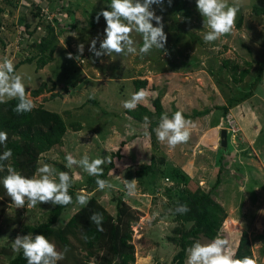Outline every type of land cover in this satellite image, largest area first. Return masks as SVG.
Returning a JSON list of instances; mask_svg holds the SVG:
<instances>
[{
  "label": "rangeland",
  "instance_id": "1",
  "mask_svg": "<svg viewBox=\"0 0 264 264\" xmlns=\"http://www.w3.org/2000/svg\"><path fill=\"white\" fill-rule=\"evenodd\" d=\"M233 2L229 0L230 4ZM236 2L239 11L235 25L241 19L240 27L206 43L203 36L210 29L204 27L196 0H172L171 6L168 0H164L162 7L153 5L151 10L163 18L168 55L153 49L142 58L140 55L113 54L97 59L89 52L90 41L96 38L99 49L100 41L105 38L106 22L101 17L96 23L95 15L101 9L109 10L111 0H11L10 4L0 0V61L8 57L15 65L37 54L33 45L38 43L37 37L44 36L49 26L57 37L52 61L35 70V60H32L18 66L16 71L24 76L26 92L44 85L40 95L29 97L35 107L58 114L66 124L80 125L79 131L68 127L61 143L41 155L38 166L47 163L58 172L68 171L76 192L80 193L82 188L86 194L90 191L88 195L94 196L110 215L114 214L115 202L119 199L137 213L138 220L130 227L134 264H172L171 259L178 251L177 237L195 226L193 221H182L184 214L175 213V209L179 205H186L189 209V196L197 190L207 193L226 215L216 236L228 239L233 251L240 232L245 231L252 257L257 264H264V16L251 12L253 6L264 8V0ZM35 3L40 6L41 16L33 14ZM60 7L63 11L59 10ZM153 26H156L155 21ZM20 33L29 35V38L25 39V35L21 38ZM132 39L139 49L142 37L133 32ZM80 43L85 47L83 56L77 60V45ZM69 53L73 59L67 58ZM222 59L240 69L249 62V74L240 84H233L220 65ZM261 68L260 80L254 84ZM134 79L144 80V88L149 92L147 101L141 105L151 109V101L161 94L166 110L187 115L194 110L200 113V117L193 120L196 127L190 129L189 141L170 150L171 154L166 143L159 145L156 142L154 133L152 145H149L148 127H143V121L138 122L124 113L126 109L122 101L133 93L131 81ZM244 94L245 97L255 96H248L245 102L239 101ZM228 103L232 109L229 106L230 110L224 114L220 106ZM249 110L254 119L242 118V113ZM222 116L224 121L230 122L235 133L226 134V145L230 147L222 160L226 162V188L217 193L214 189L224 173L223 163L217 164L220 133L216 129L209 130L213 142L208 145L213 148L209 152L202 151V154L198 152L202 155L199 158L191 157L194 153L191 146L197 134L204 131L199 126L210 121L224 129L225 122L220 123ZM153 117L149 116L150 122ZM255 124L254 132L251 125ZM247 127L251 129L248 132L244 129ZM164 149L169 154L166 155ZM116 151L120 159H112L114 167L105 178L116 185L111 191H97V185L85 184L89 175L82 169L65 167V156L69 153L76 159L87 153L91 160L110 157ZM165 156L176 159L177 167L172 164L175 168L162 167ZM149 158L152 159L151 174L138 175L137 172L148 165ZM205 164L209 165L208 172L213 168L210 173L205 169L198 170L197 165ZM123 178L129 182L137 180L136 195H127ZM56 180L58 182V176ZM232 186L236 190L231 191ZM221 193L226 195L225 200L220 198ZM52 206L48 203L31 209L27 206L16 208L12 201L0 200V264H6L15 254L12 242L17 235L23 236L20 233L22 226L44 220ZM78 207L73 203L66 208L55 226L65 223ZM215 237L207 239L199 234L188 241L207 243ZM185 261L186 256L183 264ZM89 263L94 264V259H89Z\"/></svg>",
  "mask_w": 264,
  "mask_h": 264
},
{
  "label": "clouds",
  "instance_id": "2",
  "mask_svg": "<svg viewBox=\"0 0 264 264\" xmlns=\"http://www.w3.org/2000/svg\"><path fill=\"white\" fill-rule=\"evenodd\" d=\"M172 0H168L171 6ZM164 0H111L107 7L109 10L101 9L95 15V22L99 23L103 17L106 22L104 29V39L100 41V47L97 49V39L90 41L89 52L97 59L103 56L111 57L115 55H140L141 58L149 54L153 49L159 50L164 55H168L166 44L167 35L164 32L162 16H157L155 11L151 10L153 5L162 7ZM36 7V6H34ZM38 8V7H36ZM196 8L203 17L204 27L210 29L203 39L206 43L218 40L222 36L231 34L235 29V21L239 11V5L234 0H196ZM155 21L156 26H153ZM24 32V31H23ZM138 33L142 37V46L137 49L135 41L132 39V33ZM22 38V37H21ZM20 38V39H21ZM29 38V35L28 37ZM25 38V39H27ZM85 45H77L78 55L75 59L79 60L83 56ZM73 59L71 53L67 56ZM149 92L145 88L131 94L130 98L122 101L124 109L132 111L141 103L147 101ZM30 93L26 92L24 76L15 69L13 60L4 57L0 61V103H7L12 99L18 100L13 111L18 115L31 112L35 104L29 98ZM150 121L147 116L143 118V127L147 128ZM196 125L192 120L185 119L182 112H175L171 118L164 113L160 117L158 126L154 129L156 139L161 144L167 145L169 150H175L178 145L186 144L191 136L190 129ZM8 134L6 131H0V145L5 150L0 155V171H7L3 178V187L10 197L12 204L16 208H35L38 204H52L53 206H67L75 203L80 207H85L89 203V195L83 189L77 194L75 201L69 195V189L72 186L73 177L68 172L59 171L51 164L43 163L38 166L34 175L29 178L17 171L11 163L13 151L7 148ZM66 168L74 166L83 170L89 176L96 177L95 183L97 191H111L116 185L108 180L100 179L103 176L105 163H111L110 157L91 159L87 155L76 159L71 153L65 156ZM58 176V182L56 177ZM119 180L121 176H116ZM122 183L127 195H136L137 180H125ZM189 211L186 205H179L175 213L185 214ZM103 215L93 213L90 217L91 222L97 226V231H104ZM83 238H87L86 236ZM14 252L23 253L27 264H58L66 258L67 248L63 251H57L55 243L50 242L45 235L32 234L17 237L12 242ZM185 264H257L256 259L250 256L235 258L234 253L229 246V240L221 238L219 235L210 242L201 243L195 241L186 249Z\"/></svg>",
  "mask_w": 264,
  "mask_h": 264
},
{
  "label": "trees",
  "instance_id": "3",
  "mask_svg": "<svg viewBox=\"0 0 264 264\" xmlns=\"http://www.w3.org/2000/svg\"><path fill=\"white\" fill-rule=\"evenodd\" d=\"M42 1L48 2L50 0ZM5 2L10 4L11 0H5ZM59 10L63 11V7H60ZM33 12L34 15L38 16L39 9L33 6ZM251 12L254 15L264 16V8L253 6ZM240 24L241 19H238L235 27L239 28ZM41 32L42 30H40V35ZM37 38L38 43H34L33 45L37 54L28 56L16 63L14 65L15 69L22 64H29L32 60H35V70H40L52 61L57 37L52 34L48 26L46 27L44 36L42 35ZM220 65L222 69L227 71L229 79L235 85L240 84L249 74V62H245L246 67L242 69H240L238 65H230V62L226 59H222ZM261 70L262 68L258 70L254 84L260 80ZM131 84L134 93L144 88L146 82L144 80L134 79L131 81ZM43 86L42 84L37 89L31 90L29 92L30 97H37L40 95L44 90ZM160 95L151 101V109L146 105L139 104L135 110L124 111L127 116L138 122H142L145 116L148 118L149 116H154L147 128L149 145H152L154 138L153 133H155L154 129L158 126L161 115L167 113L160 104ZM245 95L246 94L242 95V99L240 98L239 101L245 100V98L251 96L248 95L245 97ZM17 103L18 100L16 99H12L7 103H0V131L7 132V148L13 151L11 161L3 163H11L17 171L31 178L38 167L41 155L49 151L53 146L61 143L62 137L68 127L72 131H79L80 125L78 123L66 124L58 114L45 110L40 106L34 107L29 113L18 115L13 111ZM229 106L230 103L222 108L224 114L227 112ZM175 112L176 111H172L167 113V115L171 118ZM194 114V112L188 115L183 113L185 119L188 120L192 119ZM222 122H225V127L227 128V120L224 121L223 119ZM227 133L231 135V133L226 132V134ZM227 142L226 138V144ZM229 149L230 147L227 148V145L224 149L218 148V164H221L222 159L226 157ZM4 150V146L0 145V155H2ZM110 158L111 163H107L103 167L104 174L99 177L100 179L105 180L108 172L114 167L112 159H120V154L116 151L110 155ZM43 160L46 161L45 159ZM222 163L221 166L223 167L225 161ZM151 167L152 159L149 158L148 165H145V168H143L141 172L138 171V175L151 174L149 172V170L151 171ZM63 171L68 172L65 169H63ZM6 175V170L0 171V200L10 203L11 199L8 197L2 184V180ZM95 180L96 177L87 176L85 184L96 186ZM89 192L90 191H88V194ZM77 194L72 183L69 189V195L72 196L73 201H75ZM189 197L191 201L188 206L189 211L182 215L181 219L184 222L193 221L195 226L188 233L180 234L177 237L176 244H178V251L171 259L172 264L184 263L186 249L193 244L191 241H188L190 237L196 238L199 234L207 239L215 237L226 216L223 209L218 204L212 202L207 193L197 190L196 193ZM70 205L52 206L44 220L33 225H23L20 230L21 235H45L50 242L55 243L59 251H63L64 248H67L66 258L63 261H59L58 264H90L89 259H94V264H134V250L130 242V227L137 222L138 216L131 207L120 199L116 200L114 214L110 215L94 196H89V203L87 206H79L65 223L60 227L55 226L60 214ZM93 213H100L103 215L102 227L104 231H97L96 224L91 222L90 217ZM85 236L87 237L86 239L83 238ZM233 253L235 258L238 259L244 256L252 257L250 243L245 231L240 232ZM6 264H27V261L23 257L21 251L12 254L8 258Z\"/></svg>",
  "mask_w": 264,
  "mask_h": 264
},
{
  "label": "crops",
  "instance_id": "4",
  "mask_svg": "<svg viewBox=\"0 0 264 264\" xmlns=\"http://www.w3.org/2000/svg\"><path fill=\"white\" fill-rule=\"evenodd\" d=\"M253 96H255V95H251V97H253ZM163 96H162V98L160 97V104H161V106H162V108H163V110L165 111V112H167V113H170V112H172V111H176V110H171V111H169V110H166V108H165V105H164V103H163ZM243 102H245V100L243 101ZM221 105V104H220ZM239 105V104H238ZM227 105L226 104H224V106L223 105H221L220 106V108L222 107H226ZM249 106V105H248ZM249 108H250V106H249ZM229 109V108H228ZM228 109H227V111H228ZM230 109H232L231 108V106H230ZM229 109V110H230ZM177 112V111H176ZM195 114H194V117L192 118V119H190V120H194V119H196V118H199L200 117V113L198 112V111H196L195 110V112H194ZM225 114H226V112H225ZM242 118H250V119H254V115L252 114V111H246V112H244V113H242ZM222 120H223V116H222V118H221V124L223 123L222 122ZM210 122V121H209ZM209 122H207V124L205 123V126L204 125H201V126H199V127H202L201 128V130L202 129H204V131H202V133L201 134H197L198 135V137L196 138L195 137V141H194V139L193 140H191V142L192 141H194V143H193V146H191V148L194 150V153L191 155V157H194V158H199L200 156H202V155H198V152H200V154H202V151H204V150H208V152L209 151H211L212 150V148H213V146H211V145H208L209 144V142H213L212 140V135H211V132L209 131V130H212V129H216V130H218V133H220V130H221V128L219 127L220 126V124H215V122L214 123H209ZM247 125H248V123H246ZM205 127V128H204ZM244 129H246L247 130V132L249 131V130H251V129H253L254 130V132L256 131V124L254 125V126H252L251 125V129L250 128H244ZM197 133H198V131H197ZM205 134V135H204ZM154 135H155V133H154ZM202 135H204V136H202ZM192 139V138H191ZM156 140V142H157V139H155ZM161 143L159 142V145H160ZM179 148V146H177V149ZM191 149V150H192ZM166 151V155L167 154H169L168 153V150H166V149H164V152ZM170 151V150H169ZM171 151H173V150H171ZM170 151V154L172 153ZM197 151V154L195 153ZM174 152H176V151H174ZM196 154V155H195ZM213 158H214V156H213ZM193 159V158H192ZM222 160H224V158L222 159ZM209 162V161H208ZM194 163V161L192 162V164ZM173 166H175V167H177V160L176 159H173L171 156H165V159H164V164H162L163 166L162 167H165V168H175V167H173ZM218 164V163H217ZM216 165V164H215ZM167 166V167H166ZM209 165H207V164H205L204 166H200V165H197V167H198V170H208L209 169V167H208ZM204 167V168H203ZM222 167V166H221ZM249 167H250V165H249ZM196 169V167H194V170ZM222 169H223V172H221V173H223L222 174V177H221V180H219L218 181V184H217V186H216V189H214L217 193H220V191L222 192V191H224L225 190V188H226V162L224 163V165H223V167H222ZM197 170V171H198ZM213 170V168L208 172V173H210L211 171ZM204 174H206V173H204ZM219 175H220V173H219ZM225 175V176H224ZM247 175V174H246ZM246 175H243V177L244 178H246L247 176ZM247 179V178H246ZM200 182L202 181V180H199ZM203 183V182H202ZM233 187V186H232ZM231 189V191H234V190H236V189H234V187L233 188H230ZM214 190H212V191H214ZM247 192V191H246ZM227 193V192H226ZM222 195V197H220V198H222L223 200H225L226 199V195H224L223 193H221ZM247 197V196H246ZM245 198V197H244ZM225 205L226 204H224L223 203V206L225 207ZM236 245H237V240H236V243H235V247H236ZM235 247H234V249H235ZM234 249H233V251H234Z\"/></svg>",
  "mask_w": 264,
  "mask_h": 264
},
{
  "label": "water",
  "instance_id": "5",
  "mask_svg": "<svg viewBox=\"0 0 264 264\" xmlns=\"http://www.w3.org/2000/svg\"><path fill=\"white\" fill-rule=\"evenodd\" d=\"M225 146H226V133L224 129H221L219 134V147L224 149Z\"/></svg>",
  "mask_w": 264,
  "mask_h": 264
},
{
  "label": "built area",
  "instance_id": "6",
  "mask_svg": "<svg viewBox=\"0 0 264 264\" xmlns=\"http://www.w3.org/2000/svg\"><path fill=\"white\" fill-rule=\"evenodd\" d=\"M34 2H36V0H34ZM34 6L40 8V6H38L37 3H35ZM39 14H40V16L42 15V14L40 13V10H39ZM20 34H21V33H20ZM23 35H25V34H21V37H22ZM25 36H26V37H24V38H27V37H28V35H25ZM226 123H227V128L225 127L224 129H226V132H229V133H231V135H233V134L235 133V130L232 128V126L230 125V122H228V120H227ZM227 129H228V130H227Z\"/></svg>",
  "mask_w": 264,
  "mask_h": 264
}]
</instances>
